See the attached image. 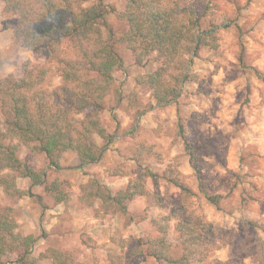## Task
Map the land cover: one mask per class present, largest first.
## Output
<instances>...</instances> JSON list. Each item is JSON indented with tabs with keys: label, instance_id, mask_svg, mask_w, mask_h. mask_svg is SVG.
Returning a JSON list of instances; mask_svg holds the SVG:
<instances>
[{
	"label": "rangeland",
	"instance_id": "1",
	"mask_svg": "<svg viewBox=\"0 0 264 264\" xmlns=\"http://www.w3.org/2000/svg\"><path fill=\"white\" fill-rule=\"evenodd\" d=\"M182 2L196 11L205 27H219V43L216 50L199 51L190 68L194 79L176 103L157 107L137 84L157 64L153 56L144 67L134 64L120 41L126 30L119 18L124 0H102L108 9L102 35L120 57L122 70L114 72L103 101L101 122L113 138L101 159L79 170L76 153L66 152L60 158L62 169L52 170L43 154L10 139L18 145L22 162L45 173L44 184L32 188L33 197L12 198L0 186V210H13L15 232L36 238L32 264H52L48 258L37 259L47 251L63 254L71 264H156L146 250L148 242L159 237L178 259L184 254L178 221L195 223L201 235L182 264H264V0ZM2 8L0 0V77H5L18 75L28 59L39 64L43 60L14 42V19ZM60 83L52 69L49 89ZM180 127L192 146L200 178ZM95 140L103 146L101 138ZM140 176L147 194L129 201L125 215L104 217L99 202L89 206L79 199L80 187L91 179L116 193ZM165 177L178 178L191 195L182 196ZM55 181L65 197L59 204L56 192L45 190ZM16 184L24 188L30 181L17 179ZM206 195L217 197L218 204ZM15 260L14 254L4 259L6 264Z\"/></svg>",
	"mask_w": 264,
	"mask_h": 264
},
{
	"label": "trees",
	"instance_id": "2",
	"mask_svg": "<svg viewBox=\"0 0 264 264\" xmlns=\"http://www.w3.org/2000/svg\"><path fill=\"white\" fill-rule=\"evenodd\" d=\"M2 0L3 13L13 17L10 27L14 42L31 55L43 60L23 62L18 75L0 77V186L12 198L33 197L32 188L43 185L45 173L34 170L17 156L16 138L24 146L44 155L46 167L60 170L61 156L75 152L76 169L98 162L110 135L101 122L103 101L113 84L114 72L122 70V61L108 39L102 35L108 9L102 0ZM119 18L126 24L120 38L131 52L134 64L144 67L153 56L156 68L146 73L137 84L142 85L163 108L176 103L184 86L194 77L190 72L199 51L216 50L219 27H205L193 8L182 0H124ZM61 83L49 89L48 77L52 71ZM181 139L194 166L195 155L180 127ZM98 136L103 141L99 146ZM138 161V159H136ZM145 176L146 170H141ZM155 178V174L147 171ZM17 179H29L30 184L18 188ZM165 179L179 189L182 196L191 191L176 177ZM142 176L131 180L123 190L112 193L98 180L91 179L80 187L79 199L89 206L99 202L104 217L116 213L127 214L126 204L136 196H145ZM57 182L45 185L46 191H55L56 203L65 197L56 188ZM217 205V197L205 196ZM16 218L10 207L0 210V264H6L9 254L17 256L15 264H32L33 236L21 237L16 230ZM178 242L184 254L175 259L164 237L148 242L146 255L156 264H182L190 248L201 241L195 223L178 221ZM48 258L52 264H71L63 254L47 251L37 259Z\"/></svg>",
	"mask_w": 264,
	"mask_h": 264
}]
</instances>
